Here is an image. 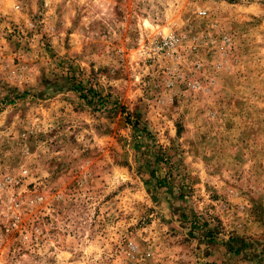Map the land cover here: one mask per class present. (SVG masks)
Instances as JSON below:
<instances>
[{"label":"rangeland","instance_id":"rangeland-1","mask_svg":"<svg viewBox=\"0 0 264 264\" xmlns=\"http://www.w3.org/2000/svg\"><path fill=\"white\" fill-rule=\"evenodd\" d=\"M0 264H264V0H0Z\"/></svg>","mask_w":264,"mask_h":264},{"label":"built area","instance_id":"built-area-1","mask_svg":"<svg viewBox=\"0 0 264 264\" xmlns=\"http://www.w3.org/2000/svg\"><path fill=\"white\" fill-rule=\"evenodd\" d=\"M200 14H204V12H200ZM181 43V38L175 34H171L165 37L162 42L155 44V49H168L172 54H176L179 56L178 47Z\"/></svg>","mask_w":264,"mask_h":264}]
</instances>
